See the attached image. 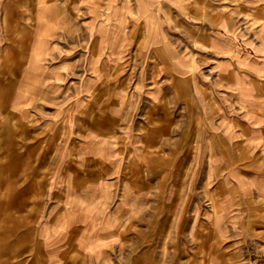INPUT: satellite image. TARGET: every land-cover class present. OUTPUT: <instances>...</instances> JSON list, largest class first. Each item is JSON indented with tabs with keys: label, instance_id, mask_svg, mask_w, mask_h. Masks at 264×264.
Instances as JSON below:
<instances>
[{
	"label": "crops",
	"instance_id": "0c3cea01",
	"mask_svg": "<svg viewBox=\"0 0 264 264\" xmlns=\"http://www.w3.org/2000/svg\"><path fill=\"white\" fill-rule=\"evenodd\" d=\"M158 1L162 8L142 14L128 0H0V120L12 115L67 137L54 158L40 239L52 262L73 240L88 264H129L123 226L131 202L146 206L145 161L156 178V98L163 96L169 118L189 131L186 147H194L186 155L187 189L203 199L209 188L217 195L216 211L195 208L219 240L252 242L260 252L245 258L240 245L226 255L233 264H243L242 256L264 264V8L257 9L264 0L207 17L191 0ZM180 30L205 33L201 57L192 40L176 41ZM166 33L173 39H162ZM156 47L168 52L166 76L178 88L156 84ZM134 60L136 84L114 89L112 74L133 77ZM107 200L121 213L87 230L83 211ZM45 222L56 232H41Z\"/></svg>",
	"mask_w": 264,
	"mask_h": 264
},
{
	"label": "rangeland",
	"instance_id": "374dc122",
	"mask_svg": "<svg viewBox=\"0 0 264 264\" xmlns=\"http://www.w3.org/2000/svg\"><path fill=\"white\" fill-rule=\"evenodd\" d=\"M168 1L174 3L172 0ZM128 2L129 6L130 3L133 5L138 3V10L142 14H147L154 8H162L158 0ZM247 2V0H191L189 3L192 4L191 8L195 13L207 17L220 10L247 8ZM261 8L264 6L257 7ZM173 34L177 35L175 40L180 42V45L192 40V53L195 57H201L198 47L204 39V32H194L192 37L182 30ZM138 35L134 32L132 39L137 40ZM169 37V33H166L162 39H173L172 36ZM149 56L151 60L152 55ZM136 63L137 60H134V65H129L130 71L134 73L133 77L122 81L119 78L121 70L117 74H112L110 82L114 89L133 87L136 84L138 72ZM169 64L168 52L156 47V84L159 82L166 88L175 89L177 83L166 76L170 72ZM125 67L122 69L123 75L126 72ZM157 104L161 107H156V178L151 176L152 172L145 161L144 179L145 183L151 186L150 190L145 191L146 206L141 209L132 208L134 202H131L128 205L131 207L127 216L129 223L123 226V231L128 234V239L123 243L129 247V264H220V262L222 264V261L233 264L232 257L226 255L240 245L246 247L245 258L259 259L260 252L254 248L252 242L235 243L230 240H219L214 226L201 216L203 208H195L203 205L204 212L216 211L217 195L214 189L209 188L203 199L202 193L187 189L186 175L190 162L186 160V155L193 146L186 147L189 131L185 129L183 123H175L174 116L172 120L169 118L172 114L170 115L168 111L170 104L167 97L156 98V106ZM82 116L87 118V114ZM143 131L148 134V128H143ZM62 139H67L66 134L64 137L57 136L53 130L35 128L32 123L21 122L12 115L1 117L0 202L6 207L0 208V264H88L86 257L78 252L73 240L64 242V246L60 247L59 256L52 262V257L49 256L39 236V221L47 214L46 204L49 200L47 186L52 179L56 165L54 158L58 149L62 147L60 142ZM153 139L150 129L148 140L152 142ZM148 147V151L152 152L151 146ZM170 169L176 176H168ZM153 179H156L157 183L154 194ZM170 181H176L177 185L175 187L169 185ZM116 203L107 200L103 207H87L82 213V218L84 216L83 219L90 222L87 230L95 232L98 220L105 218L109 220L114 218L117 212L121 213L120 210L117 211ZM139 204V201L135 203L138 206ZM46 224V222L43 226L41 224L43 227L40 229L41 232L45 231L48 234L56 232L55 227H48ZM245 258L242 256L243 264H248Z\"/></svg>",
	"mask_w": 264,
	"mask_h": 264
}]
</instances>
